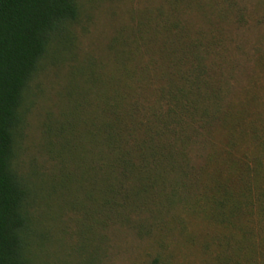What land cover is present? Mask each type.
Returning <instances> with one entry per match:
<instances>
[{"label": "rangeland", "instance_id": "1", "mask_svg": "<svg viewBox=\"0 0 264 264\" xmlns=\"http://www.w3.org/2000/svg\"><path fill=\"white\" fill-rule=\"evenodd\" d=\"M76 5L78 18L69 24L62 41L51 44L27 85L24 119L16 138L15 167L31 191L32 261L218 264L217 254L225 248L218 239L227 231L191 213L202 182L179 188L172 202L156 188L139 197L120 218L98 209L84 216L82 90L93 89L87 87L92 75L96 91L88 92L89 100L95 93L102 100V93H110L117 84L132 94L127 101L148 106L164 85L165 69L156 52L167 39L162 25L166 19L187 23L192 37L201 34L203 43L212 40L214 45L208 61L212 70L207 69L206 76L219 93L213 101L218 109L215 125L207 133L197 128L203 136L192 137L187 147L195 159L192 166L212 174L216 165L203 158L222 146L224 132L233 125L238 124L234 132L246 136L239 140L240 151L253 150L250 126L264 136V0H77ZM172 13L176 16L167 18ZM194 118L195 127L209 123ZM210 137L213 147L206 140Z\"/></svg>", "mask_w": 264, "mask_h": 264}, {"label": "trees", "instance_id": "2", "mask_svg": "<svg viewBox=\"0 0 264 264\" xmlns=\"http://www.w3.org/2000/svg\"><path fill=\"white\" fill-rule=\"evenodd\" d=\"M76 4L77 0H0V264H34L31 191L15 167L16 138L24 119L27 85L51 44L62 41L69 24L78 18ZM162 29L167 39L156 52L165 69L164 85L148 106L127 101L132 94L117 84L110 93H102L104 99L95 93L89 100L88 92H95L96 84L92 75L87 78V87L93 89L82 90L83 214L90 217L98 209L120 218L139 197L156 188L172 202L178 190L202 182L191 213L227 231L218 239L225 247L217 254L218 264H264V152L260 151L264 136L250 126L253 150L240 151L239 140L246 136L234 132L238 124L233 125L224 132L222 146L203 158L216 165L212 174L192 166L195 159L187 153L188 143L200 136L198 129L205 132L215 125L218 111L213 101L219 93L206 76L207 69L212 70L208 61L214 45L212 40L203 43L201 34L192 37L189 25L179 19H166ZM194 117L209 123L195 127ZM211 139L206 140L213 147Z\"/></svg>", "mask_w": 264, "mask_h": 264}]
</instances>
